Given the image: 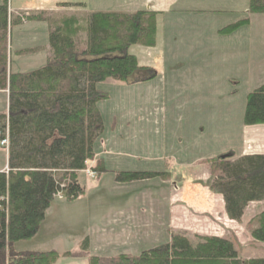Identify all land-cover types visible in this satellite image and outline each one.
Returning a JSON list of instances; mask_svg holds the SVG:
<instances>
[{
	"label": "trees",
	"instance_id": "obj_1",
	"mask_svg": "<svg viewBox=\"0 0 264 264\" xmlns=\"http://www.w3.org/2000/svg\"><path fill=\"white\" fill-rule=\"evenodd\" d=\"M0 1V92L7 93L6 111L0 114V150L6 151V170L0 172V264H55L60 255L53 250L27 252L15 247L37 235L55 198L70 203L83 196L78 173L95 158L104 132L100 103L109 95L102 86L109 80L133 86L157 77L129 52L134 46H155L156 14L13 15L8 0ZM58 6L83 9V4ZM247 14L264 15V0H248ZM30 22L46 26L47 45L15 55L45 49L47 57L43 66L22 72L12 66L9 40L13 28ZM247 24L248 19L238 21L219 33L230 34ZM242 125H264V88L247 94ZM91 169L97 176L112 174L120 184L167 177L157 171L114 174L103 159ZM209 170L208 190L221 197L228 220L240 222L250 203L264 201V155L221 154L210 161ZM246 227L254 243L264 244V210ZM89 245L88 238L80 242L85 257ZM238 248L233 239L175 232L137 252L124 248L90 255L88 264H264V258L243 259Z\"/></svg>",
	"mask_w": 264,
	"mask_h": 264
},
{
	"label": "rangeland",
	"instance_id": "obj_2",
	"mask_svg": "<svg viewBox=\"0 0 264 264\" xmlns=\"http://www.w3.org/2000/svg\"><path fill=\"white\" fill-rule=\"evenodd\" d=\"M35 1L8 0L9 11L21 15L23 12L18 9L28 8ZM83 9L87 11L86 7ZM83 9L72 8L65 13L79 17L87 13ZM237 17L249 20L247 12L237 13ZM250 21L247 34L255 36L264 29V25H259L264 15H253ZM28 24L13 28L9 40L12 66L23 68L22 72L43 66L44 63L38 64L47 57L45 49L26 56L15 55L23 49L44 47L45 25ZM223 39L221 43L226 45ZM222 58L215 52L211 60L197 66L204 65L206 75L205 86L200 89L177 86V91L170 90L161 76L133 86L107 81L102 90L109 99L100 103L104 132L97 141L95 158L77 177L83 196L70 203L55 198L37 235L15 248L27 252L53 250L60 255L55 264H88L90 255L124 248L137 252L179 232L190 237L233 239L243 259L264 258V244L254 243L246 227L264 210V203H250L240 222H234L225 217L220 197L208 190L209 163L216 156L264 149V127L242 125L245 99L250 92L247 88L251 87L227 85L229 75L237 70L231 61ZM6 107L7 93L0 92V114ZM101 159L114 174L157 171L167 177L115 183L112 174L97 176L92 172L91 168ZM85 238L90 243L87 257L80 251V242ZM65 253L69 255L64 256Z\"/></svg>",
	"mask_w": 264,
	"mask_h": 264
},
{
	"label": "crops",
	"instance_id": "obj_3",
	"mask_svg": "<svg viewBox=\"0 0 264 264\" xmlns=\"http://www.w3.org/2000/svg\"><path fill=\"white\" fill-rule=\"evenodd\" d=\"M76 1L78 0H40V2L36 0L34 5L27 7L34 12L65 13L69 10H62L58 4L68 3L83 4L87 11L83 10L87 13L136 11L155 13V46L153 48L134 46L129 52L136 57L139 66L153 68L157 77H164L163 81L166 86H170V90L177 91L175 89L177 86H182L180 89H186L189 86L200 89L205 86L204 65L200 68L197 66L205 60H211L215 52L223 57L222 60L231 61L230 65L235 71L237 70L236 74L229 75L227 85L238 87L248 85L251 87L247 88L248 91L259 87L264 88V29L255 36L247 34L246 31L251 27L250 18L253 15L249 16L248 24L242 26L240 30L230 34L219 33L224 28L244 20L238 19L237 13L247 12L248 0H86L85 4ZM47 2H49L48 7ZM28 8L24 6L17 12L30 13ZM259 25L263 26L264 21ZM221 38L227 42L226 45L221 43ZM46 43L44 42V46L47 45ZM43 59V62L38 65L44 63L46 57ZM193 63L195 67H192ZM186 64L191 68L187 69ZM16 67L20 71L23 69ZM246 76H248L247 79ZM258 127H264V125ZM246 128H255V126ZM260 151L238 154L237 157L264 155V149ZM5 167L6 151L0 150V172L4 171ZM220 202L223 209L222 199ZM263 203L264 201L251 204Z\"/></svg>",
	"mask_w": 264,
	"mask_h": 264
},
{
	"label": "built area",
	"instance_id": "obj_4",
	"mask_svg": "<svg viewBox=\"0 0 264 264\" xmlns=\"http://www.w3.org/2000/svg\"><path fill=\"white\" fill-rule=\"evenodd\" d=\"M1 145H4V143H2ZM6 170V169H5ZM91 175H93V173H91ZM57 199H62L61 197H57Z\"/></svg>",
	"mask_w": 264,
	"mask_h": 264
}]
</instances>
